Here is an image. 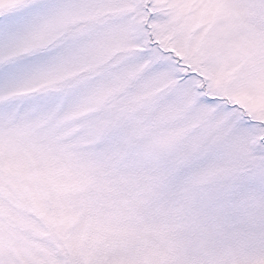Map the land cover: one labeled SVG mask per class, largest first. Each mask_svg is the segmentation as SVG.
<instances>
[{"label":"snow or ice","instance_id":"obj_1","mask_svg":"<svg viewBox=\"0 0 264 264\" xmlns=\"http://www.w3.org/2000/svg\"><path fill=\"white\" fill-rule=\"evenodd\" d=\"M0 264H264V0H0Z\"/></svg>","mask_w":264,"mask_h":264}]
</instances>
